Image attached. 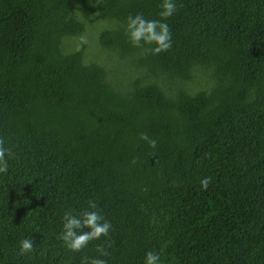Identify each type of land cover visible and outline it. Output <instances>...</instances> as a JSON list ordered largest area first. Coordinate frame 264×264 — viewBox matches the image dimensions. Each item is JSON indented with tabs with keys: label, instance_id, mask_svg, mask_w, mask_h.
<instances>
[{
	"label": "trees",
	"instance_id": "1",
	"mask_svg": "<svg viewBox=\"0 0 264 264\" xmlns=\"http://www.w3.org/2000/svg\"><path fill=\"white\" fill-rule=\"evenodd\" d=\"M160 3L0 0V264H80L98 243L108 264H264V0H177L172 47H133L126 17ZM91 20L111 68L66 46ZM89 200L113 229L69 252L61 215Z\"/></svg>",
	"mask_w": 264,
	"mask_h": 264
},
{
	"label": "clouds",
	"instance_id": "2",
	"mask_svg": "<svg viewBox=\"0 0 264 264\" xmlns=\"http://www.w3.org/2000/svg\"><path fill=\"white\" fill-rule=\"evenodd\" d=\"M177 0H161V19H148L142 12L126 17L124 33L128 42L133 47H146L153 54H159L172 47V33L167 23L168 18L177 12ZM141 139L148 142L152 149L157 148V140L147 134H141ZM13 153L11 148L5 146V141L0 138V178L9 173V159ZM212 178L206 177L200 181L201 188L207 190ZM113 225L105 218L102 210L94 200L86 202L85 206L78 209L68 208L63 211L60 218V231L57 239L63 247L72 253H78L89 247L93 241L105 240L109 237ZM109 245L98 243L95 245V255H85L80 264H108L105 257L110 255ZM35 250L34 237H25L19 241L18 254L23 256ZM143 264H163L161 252L149 250L145 253Z\"/></svg>",
	"mask_w": 264,
	"mask_h": 264
},
{
	"label": "rangeland",
	"instance_id": "3",
	"mask_svg": "<svg viewBox=\"0 0 264 264\" xmlns=\"http://www.w3.org/2000/svg\"><path fill=\"white\" fill-rule=\"evenodd\" d=\"M89 25H87L86 31L85 33L78 39H73L67 42L66 46L70 49V50H74L77 49L78 47L81 48L83 45H86V54L87 57L90 61H95V62H99L101 64L106 65L107 68H111L112 63L114 62V60L112 59L111 63L108 62V60L110 58L106 57L104 60L99 61L97 59H95V57H99L100 52L96 51V49H100L97 45V36H98V32L97 30L99 29V26L97 24V22H93L92 20L90 21V23H88ZM92 25V26H90ZM92 52V54H91ZM120 63V70L124 69L126 66V62H122L119 61Z\"/></svg>",
	"mask_w": 264,
	"mask_h": 264
}]
</instances>
